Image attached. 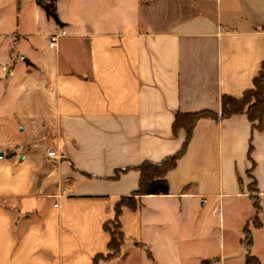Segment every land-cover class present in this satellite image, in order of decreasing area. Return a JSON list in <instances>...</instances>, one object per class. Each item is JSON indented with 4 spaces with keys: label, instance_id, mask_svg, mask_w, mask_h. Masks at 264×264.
I'll return each mask as SVG.
<instances>
[{
    "label": "crops",
    "instance_id": "1",
    "mask_svg": "<svg viewBox=\"0 0 264 264\" xmlns=\"http://www.w3.org/2000/svg\"><path fill=\"white\" fill-rule=\"evenodd\" d=\"M54 5L60 23L38 0H0V264H95L137 166L182 147L176 113L220 114L264 62V0ZM166 179L169 193L122 208L121 253L98 264H245L255 213L240 200L252 182L264 196V121L200 118Z\"/></svg>",
    "mask_w": 264,
    "mask_h": 264
},
{
    "label": "trees",
    "instance_id": "2",
    "mask_svg": "<svg viewBox=\"0 0 264 264\" xmlns=\"http://www.w3.org/2000/svg\"><path fill=\"white\" fill-rule=\"evenodd\" d=\"M55 0H38L39 4L45 9L47 14L60 23ZM234 114H246L253 123V129L260 130L264 121V62L261 65L259 74L254 79V86L247 90L241 98H234L224 95L221 98V113H214L209 110H202L192 113L178 112L175 115L173 123V133L177 135L180 130L186 132L185 141L178 152L164 158L162 161H144L137 166L140 171V180L138 189L128 196H123L115 205V217L113 220L107 221L104 225L105 229L110 233L111 239L108 245L109 252L106 255L100 254L94 257V263L98 264L101 259H112L121 253L122 244L125 241V235L121 229L120 214L124 206L136 209L138 206L137 198L148 194H167L170 191L166 174L168 171L176 167L178 159L186 152L193 129L196 122L202 117H211L215 120L224 119ZM253 149L251 145L250 152ZM253 165L255 163L253 162ZM122 171H118L116 176ZM251 198L253 200L256 214L253 219L255 227H261L259 214L262 210L260 199L257 194L256 184L252 182L250 185ZM113 224V226H111ZM247 255L245 264H260V260L252 254L253 236L246 225L244 228V238L242 239Z\"/></svg>",
    "mask_w": 264,
    "mask_h": 264
},
{
    "label": "rangeland",
    "instance_id": "3",
    "mask_svg": "<svg viewBox=\"0 0 264 264\" xmlns=\"http://www.w3.org/2000/svg\"><path fill=\"white\" fill-rule=\"evenodd\" d=\"M240 204L241 205L243 204L244 211L246 213H248V212L250 213V211L252 210V213L256 214V209L254 208L252 200H248V198H242L240 200ZM261 205L263 207V213H261L259 216L264 222V196L262 197ZM254 217H255V215H254ZM254 217H253V219H254ZM253 219L250 222V229L251 230L254 228ZM111 226H113V224H111ZM254 252L263 261V264H264V232H257L256 233V246H255ZM222 261L224 262V259H222ZM241 261H242V257L241 258H228V257L225 258L226 264H239V263H241Z\"/></svg>",
    "mask_w": 264,
    "mask_h": 264
},
{
    "label": "built area",
    "instance_id": "4",
    "mask_svg": "<svg viewBox=\"0 0 264 264\" xmlns=\"http://www.w3.org/2000/svg\"><path fill=\"white\" fill-rule=\"evenodd\" d=\"M56 41H57V36L56 35H52L51 41H50V46L53 47L55 45ZM47 154L54 161H57L58 159L65 157V153L63 151L58 153V151H56V150L48 149L47 150ZM55 206H58V203H55Z\"/></svg>",
    "mask_w": 264,
    "mask_h": 264
},
{
    "label": "water",
    "instance_id": "5",
    "mask_svg": "<svg viewBox=\"0 0 264 264\" xmlns=\"http://www.w3.org/2000/svg\"><path fill=\"white\" fill-rule=\"evenodd\" d=\"M0 156H3V153L2 152H0Z\"/></svg>",
    "mask_w": 264,
    "mask_h": 264
}]
</instances>
